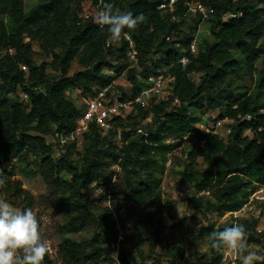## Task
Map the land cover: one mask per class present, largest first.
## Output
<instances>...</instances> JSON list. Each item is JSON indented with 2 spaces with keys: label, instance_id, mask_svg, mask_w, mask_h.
Masks as SVG:
<instances>
[{
  "label": "trees",
  "instance_id": "1",
  "mask_svg": "<svg viewBox=\"0 0 264 264\" xmlns=\"http://www.w3.org/2000/svg\"><path fill=\"white\" fill-rule=\"evenodd\" d=\"M165 1L42 0L26 14L24 0H0V170L4 178L12 177L20 164L30 165V158L39 161L38 175L47 185L48 199L64 215L66 234L90 233L84 241L64 240L58 250L62 264H107L106 249L117 241L119 211L113 202L119 196L113 165L125 173L122 193L132 202L145 206L160 201V177L168 156L189 137L191 148L181 176L199 195L191 198V206L206 217L241 211L264 187V0H200L215 9L209 20L213 42L199 45L197 56L185 68L179 61L190 57L189 45L198 28L192 29L193 35H183L187 9L163 14L158 7ZM105 3H112L114 11L145 17L130 33L140 70L130 65L124 38L112 41L94 22ZM230 14L235 17L228 18ZM169 36L180 40L182 47L167 42ZM39 58L51 62L38 63ZM113 69L116 77L108 75ZM124 73L131 94L116 85ZM160 74L174 80L167 84L168 101L155 98L147 108L135 105L127 117L112 120L106 135L92 124L81 145L72 142L62 148L55 142L58 133L75 131L98 91L114 84L122 100L134 99L145 84L139 76ZM246 79L252 82L251 91ZM73 94L85 110L78 108ZM206 110L222 112L220 119L230 123L226 139L197 129L192 112L205 116ZM149 115L151 127H141L138 121ZM118 135L120 145L114 142ZM170 139L174 142L167 143ZM91 186L104 189L108 207L89 200L85 190ZM9 187L20 185L10 181L3 192ZM240 223L247 244L264 248V233H256L259 222ZM223 229L198 228L181 220L174 225L178 234L172 235L175 243L168 264H193L185 261L181 249L179 235L184 230H193L195 239L204 242ZM44 261L52 264L48 253ZM132 261L133 256L122 251L120 264ZM220 262L217 258L199 264Z\"/></svg>",
  "mask_w": 264,
  "mask_h": 264
},
{
  "label": "rangeland",
  "instance_id": "2",
  "mask_svg": "<svg viewBox=\"0 0 264 264\" xmlns=\"http://www.w3.org/2000/svg\"><path fill=\"white\" fill-rule=\"evenodd\" d=\"M41 1L24 0L25 13H30ZM198 18L199 16L194 13L187 14L181 30L183 35H193L192 29L197 25L198 43L201 47H204L207 42H213L211 23L209 21L199 23ZM234 55L242 60L239 52L234 50ZM37 61L38 63L44 61L50 63L51 59L39 58ZM117 63L121 64V60H118ZM242 67L245 68L246 66L243 64ZM126 76L118 79L116 85L124 89V92L127 91L131 94V87ZM194 79L197 80L198 76ZM245 83L251 91L253 88L252 82L246 79ZM20 96L22 97V94ZM11 97L16 98L15 95ZM73 99H75L78 108L85 110L76 94H73ZM150 101L144 104L146 108L149 106ZM221 114L222 112L218 110H206L205 116H200L195 111L192 112V116L198 119L196 127L202 134H218L226 139L230 134L231 127L227 120L220 119ZM138 123L141 127L149 129L152 125V116L149 115L147 118L139 120ZM119 137L118 135L114 139V142L118 145H120ZM48 141L51 142L52 140L48 139ZM173 142L174 140L170 139L167 143ZM190 148L191 139L187 137L178 149L169 154L165 171L160 177L162 180V198L160 201L151 202L145 206H138L125 193H122L126 188V175L118 164L112 166L111 171L115 173L113 183L115 191L119 195L115 196L114 201H112L119 208V211L117 212V241L111 249H106L107 264H117V261H120L122 251L133 256L132 264H168L170 248L175 243L172 237L178 234V231L174 230V225L183 219H188V222L198 228L214 225L217 230L229 227L233 222L258 221L259 225L256 228V233H264V187H261L250 198V201L241 211L237 213L228 212L222 217L217 214L206 217L201 211L191 206V198L199 195L181 176V172L187 165L186 153ZM27 164L30 165L20 164L14 176L4 178L6 186L11 181L18 183L20 187L16 189L9 187L11 190L8 193L3 192L6 187L0 189V200H4L19 209L30 208L33 210L41 223L43 236L48 241L49 259L52 264H62L58 250L64 240L72 239L80 242L89 239L91 235L88 232L73 235L66 234L64 215L48 199L47 185L38 175L39 161L36 162L33 158H30ZM201 166L205 167L202 161ZM19 188L21 192L18 191ZM85 193L90 201H94L96 204L102 203L103 207L109 206L108 201L104 200L105 192L103 188L91 186L85 190ZM113 202L111 203L112 206ZM248 233H252V231ZM179 236L181 249L185 254V261H190L193 264L212 263L217 258H221L220 264H241L240 257L233 256L225 248H213L208 239H205L204 242L197 241L193 230H184ZM245 251H256L258 254L264 255V248L260 244H247ZM43 264H45V261H43Z\"/></svg>",
  "mask_w": 264,
  "mask_h": 264
},
{
  "label": "clouds",
  "instance_id": "3",
  "mask_svg": "<svg viewBox=\"0 0 264 264\" xmlns=\"http://www.w3.org/2000/svg\"><path fill=\"white\" fill-rule=\"evenodd\" d=\"M113 9L112 3H105L98 10L94 22L101 30H106L114 42H119L124 36L130 37V33L145 21L143 15ZM5 187L4 173L0 171V189ZM210 241L213 248H225L233 256L240 257L241 264H264V255L245 251L247 233L242 223L233 222L231 227L213 232ZM48 251V241L33 210L19 209L0 200V264H43Z\"/></svg>",
  "mask_w": 264,
  "mask_h": 264
},
{
  "label": "built area",
  "instance_id": "4",
  "mask_svg": "<svg viewBox=\"0 0 264 264\" xmlns=\"http://www.w3.org/2000/svg\"><path fill=\"white\" fill-rule=\"evenodd\" d=\"M179 8L187 9V14L194 13L198 15L201 23L209 21L215 13V9L203 5L200 0H166L158 7V10L163 14H175ZM228 17L234 18L235 16L230 14ZM123 38L128 44L127 57L130 65L140 70L139 54L135 48L132 37L124 36ZM198 40L197 33L193 35L189 45L190 57L185 55L179 61L184 68L188 65L191 57L197 56L199 52ZM166 41L173 43L175 48L182 47L180 40L171 36L167 37ZM108 75L116 77L117 74L113 69L108 72ZM126 75L127 73H124L123 77ZM139 79L145 84L143 90L134 99L122 100V97L115 91L114 84L98 91L96 95L89 100L87 108L83 116L79 119L75 131L70 134H66L65 132L58 133L55 142L59 143L62 148L72 142H78L79 145H81L83 135L90 130L92 124H96L101 129L102 134L106 135L111 129L112 120L118 116L123 118L127 117L132 112L135 105H144L147 101L155 98L164 101L169 100L171 93H169L167 89V84L172 83L174 81L173 79L167 78L163 74L158 76L150 75L147 79L139 76ZM230 132L231 131H229V133ZM138 133H142V131L139 130Z\"/></svg>",
  "mask_w": 264,
  "mask_h": 264
}]
</instances>
